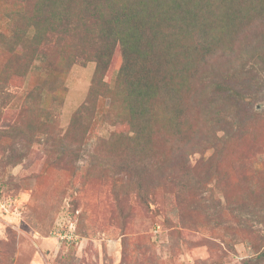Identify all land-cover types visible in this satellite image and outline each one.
<instances>
[{
    "label": "rangeland",
    "instance_id": "rangeland-1",
    "mask_svg": "<svg viewBox=\"0 0 264 264\" xmlns=\"http://www.w3.org/2000/svg\"><path fill=\"white\" fill-rule=\"evenodd\" d=\"M36 1L0 0V264H264V101L240 129L215 131L228 138L218 152L201 142L184 177L159 168L171 142L161 133L154 166L135 188L116 169L115 152L131 134L117 87L120 45L98 52L97 77V62L80 57L104 39L103 20L88 17L84 0L67 13L55 6V16L36 15ZM221 2L212 20H227L234 6ZM92 3L103 12V0ZM58 17L79 27L81 46L60 49ZM34 19L49 39L46 53L28 44L30 32L22 38ZM214 32L220 43L211 38L214 52L191 82L199 100L192 141L233 121L228 88L243 92L250 78L264 88V23ZM173 67L164 63L167 77Z\"/></svg>",
    "mask_w": 264,
    "mask_h": 264
},
{
    "label": "trees",
    "instance_id": "trees-1",
    "mask_svg": "<svg viewBox=\"0 0 264 264\" xmlns=\"http://www.w3.org/2000/svg\"><path fill=\"white\" fill-rule=\"evenodd\" d=\"M71 1L37 0L36 15L53 12L55 6L61 9V13H67ZM84 1L88 17L95 22L102 19L101 24L106 30L104 39L96 40L97 47L95 41L92 42V53L82 55L80 59L83 62L96 61V76L100 77L104 64L98 52L117 43L121 47L123 63L117 77V87L124 90L126 120L131 134L121 136L123 142L119 145L120 150L115 152L120 158L116 169L127 174L135 188H142V180L154 166L152 160L160 143L156 137L161 133L171 142L170 158L159 168L164 170L163 166L166 165L171 175L179 172L184 177L189 170L188 159L201 142L205 148H215L218 152L222 141L228 138L224 135L221 139L215 135V131L222 130L225 134L231 126L240 129L246 123L244 116L247 111L258 113L254 107L264 101L263 83L250 78L247 80L248 88L243 92L231 88L225 92L224 103L233 114L232 122L224 124L217 121L212 134L210 130L207 136H201L197 141L187 139L192 131L194 106L199 104L191 89V82L197 75L200 63L214 52L213 47H210L211 38L217 44L220 43L214 30L221 32L231 25L240 34L264 23V0H231L234 6L227 12V20L223 18L218 21L212 20L211 12L214 5L222 6L221 0H103L101 13L92 0ZM48 19L46 17L43 23L48 24ZM59 19L63 24V30H60L56 38L58 45L62 42L60 49L65 44L70 48L81 46L83 35L79 27L72 25L69 18L65 23L64 18ZM42 26L40 20H32L29 23L30 29L22 38L30 32L28 44L32 47L42 44L46 53L49 39L44 37ZM159 36L160 43L157 42ZM101 42H106L103 48ZM15 62L17 67V60ZM168 62L174 65L173 71H169L170 77L163 72V65ZM86 107L87 104L82 105L75 117L83 113ZM74 122L71 127H74ZM111 148L117 149L114 146ZM260 255L264 256V251Z\"/></svg>",
    "mask_w": 264,
    "mask_h": 264
}]
</instances>
